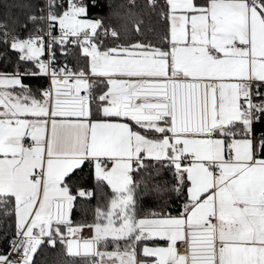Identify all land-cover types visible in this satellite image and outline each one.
<instances>
[{"label": "snow or ice", "instance_id": "6c2138e0", "mask_svg": "<svg viewBox=\"0 0 264 264\" xmlns=\"http://www.w3.org/2000/svg\"><path fill=\"white\" fill-rule=\"evenodd\" d=\"M102 7L0 4V264H264V0Z\"/></svg>", "mask_w": 264, "mask_h": 264}, {"label": "trees", "instance_id": "16d2710c", "mask_svg": "<svg viewBox=\"0 0 264 264\" xmlns=\"http://www.w3.org/2000/svg\"><path fill=\"white\" fill-rule=\"evenodd\" d=\"M4 0H0V4H3ZM14 3H24L25 0H12ZM129 0H103V7L101 9H96L98 14L107 16L109 14V7L108 5H112V12H118L123 14L127 11V5ZM137 5L139 8L137 11H142L144 13L145 19H151L155 22V16L150 13V10L146 7L148 4V0H136ZM13 11H23L22 9H14ZM0 68H2V64H0ZM7 71H11L9 67L6 69ZM95 204V201L92 202ZM145 208H153L156 206L155 201L149 199L144 202ZM73 218L75 220H83L87 219L89 222L92 220V211L91 209L88 210L87 213H84L78 209L74 210ZM3 219V208L0 207V220ZM40 259L42 264H58L60 261H66L67 264H72V258L65 257L62 252L54 251V250H45V252L41 253ZM77 264H81V262L77 259Z\"/></svg>", "mask_w": 264, "mask_h": 264}, {"label": "rangeland", "instance_id": "374dc122", "mask_svg": "<svg viewBox=\"0 0 264 264\" xmlns=\"http://www.w3.org/2000/svg\"><path fill=\"white\" fill-rule=\"evenodd\" d=\"M86 231H87V230H86ZM84 235H85V236H86V235H89L88 231H87V232H85V234H84Z\"/></svg>", "mask_w": 264, "mask_h": 264}, {"label": "crops", "instance_id": "0c3cea01", "mask_svg": "<svg viewBox=\"0 0 264 264\" xmlns=\"http://www.w3.org/2000/svg\"><path fill=\"white\" fill-rule=\"evenodd\" d=\"M85 232H87L86 230H85ZM85 232H84V234H85ZM87 236V235H86Z\"/></svg>", "mask_w": 264, "mask_h": 264}]
</instances>
